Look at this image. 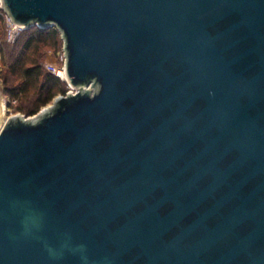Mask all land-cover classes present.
I'll return each mask as SVG.
<instances>
[{
    "label": "water",
    "instance_id": "obj_1",
    "mask_svg": "<svg viewBox=\"0 0 264 264\" xmlns=\"http://www.w3.org/2000/svg\"><path fill=\"white\" fill-rule=\"evenodd\" d=\"M65 83L0 129V264H264V0H1Z\"/></svg>",
    "mask_w": 264,
    "mask_h": 264
},
{
    "label": "trees",
    "instance_id": "obj_2",
    "mask_svg": "<svg viewBox=\"0 0 264 264\" xmlns=\"http://www.w3.org/2000/svg\"><path fill=\"white\" fill-rule=\"evenodd\" d=\"M21 38L23 41L20 51L12 58L8 67L9 74L14 77L8 93L11 97L19 99L17 110L26 115H33L48 104L57 93L61 95L66 93L61 89V83L64 82L44 71L35 59V54L40 48H56L59 35L53 29L40 30L31 27L21 34ZM28 99V104L24 105L23 103Z\"/></svg>",
    "mask_w": 264,
    "mask_h": 264
},
{
    "label": "rangeland",
    "instance_id": "obj_3",
    "mask_svg": "<svg viewBox=\"0 0 264 264\" xmlns=\"http://www.w3.org/2000/svg\"><path fill=\"white\" fill-rule=\"evenodd\" d=\"M24 31L26 30H22L13 37H9L6 33L4 22L0 18V103H3L6 108L5 113L3 115L0 114V124L2 123L1 125H3V122L7 118L15 115L32 116V115H26L23 112L17 110V106L20 104L19 99L11 97L10 94L8 93L10 88L12 87L11 85L14 80V77L11 76L8 72V67L10 65V61L12 60V58H14L20 51V47L23 41V39L21 38V34ZM61 53H62V43L59 38V42L56 48H49V47L40 48V50L35 54V59L37 60L38 64L42 67V69L44 71H47L46 66L50 63L58 62ZM5 78H7V81H5ZM61 89L67 92L70 88L64 82L61 83ZM60 95L61 93H57V95L54 98ZM30 98L31 96L29 97V99ZM29 99L26 100L24 103L23 101H21V103L27 105ZM53 99L48 104L41 107L38 110V112L41 109L51 105Z\"/></svg>",
    "mask_w": 264,
    "mask_h": 264
},
{
    "label": "built area",
    "instance_id": "obj_4",
    "mask_svg": "<svg viewBox=\"0 0 264 264\" xmlns=\"http://www.w3.org/2000/svg\"><path fill=\"white\" fill-rule=\"evenodd\" d=\"M0 18L4 22L6 33L9 37L15 36L17 33L21 32L23 29L16 27L13 25L10 20L6 17L4 12L2 11L1 8V0H0ZM46 70L54 75L56 78L59 80L65 82V78L60 75V72L64 73V57L63 54L61 53L60 58L58 62H53L50 63L46 66ZM70 88V87H69ZM72 92V89L70 88L66 93Z\"/></svg>",
    "mask_w": 264,
    "mask_h": 264
},
{
    "label": "bare ground",
    "instance_id": "obj_5",
    "mask_svg": "<svg viewBox=\"0 0 264 264\" xmlns=\"http://www.w3.org/2000/svg\"><path fill=\"white\" fill-rule=\"evenodd\" d=\"M60 75H62L63 78H65L64 73L60 72ZM5 105L3 103H0V114L3 115L5 113ZM5 123V121L3 122V124ZM2 124V123H1ZM0 124V129L2 128L3 125Z\"/></svg>",
    "mask_w": 264,
    "mask_h": 264
}]
</instances>
